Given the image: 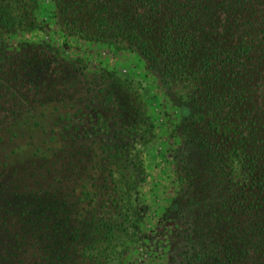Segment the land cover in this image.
Here are the masks:
<instances>
[{
	"label": "trees",
	"instance_id": "obj_1",
	"mask_svg": "<svg viewBox=\"0 0 264 264\" xmlns=\"http://www.w3.org/2000/svg\"><path fill=\"white\" fill-rule=\"evenodd\" d=\"M51 1L69 34L138 54L179 111L181 194L165 215L181 226V263L264 264V0ZM33 27L26 0H0V71L13 69L0 73V90L11 97L0 124L20 105L11 84L37 99L48 90L77 94L72 62L64 78L55 64L34 77L26 71L39 57L56 62L55 52L22 43L17 54L5 53L4 36ZM112 90L101 89L100 97L124 96ZM5 199L0 210L23 226L18 241L0 245V260L17 264L23 252L27 264H102L91 249L115 236L110 219L97 217L91 231L76 199L50 201L41 211L28 210L32 199ZM110 205L125 210L116 199Z\"/></svg>",
	"mask_w": 264,
	"mask_h": 264
},
{
	"label": "rangeland",
	"instance_id": "obj_2",
	"mask_svg": "<svg viewBox=\"0 0 264 264\" xmlns=\"http://www.w3.org/2000/svg\"><path fill=\"white\" fill-rule=\"evenodd\" d=\"M26 1L33 8L35 27L4 36L5 53L17 54L22 43L55 52L56 62L50 58L53 63H45L39 57L28 62L26 71L34 77L39 68L44 71L55 64L64 78L72 62L77 68V94L48 90L37 99L25 88L10 85L16 90L13 103L20 105L0 124V201L20 195L33 200L28 210L41 211L50 201L76 199L74 209L86 214L89 230H94L101 215L115 226L109 243L92 246L102 264H182L183 240L177 236L181 226L165 215L182 186L178 109L138 54L122 44L69 34L54 14L51 0ZM4 70L13 71L9 66L0 73ZM112 86L113 93L124 95L119 101L100 97L101 89ZM2 92L0 108H5L11 97ZM115 199L125 210L110 205ZM3 212L4 208L0 245L18 241L21 235L16 232L23 226L13 218L14 212ZM23 254L17 264H27Z\"/></svg>",
	"mask_w": 264,
	"mask_h": 264
}]
</instances>
